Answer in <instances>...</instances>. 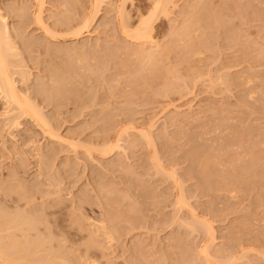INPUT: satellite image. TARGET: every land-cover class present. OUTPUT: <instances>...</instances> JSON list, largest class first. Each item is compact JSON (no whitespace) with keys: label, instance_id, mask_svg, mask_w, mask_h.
<instances>
[{"label":"rangeland","instance_id":"rangeland-1","mask_svg":"<svg viewBox=\"0 0 264 264\" xmlns=\"http://www.w3.org/2000/svg\"><path fill=\"white\" fill-rule=\"evenodd\" d=\"M0 14L45 118L0 91V209L38 218L46 258L264 264V0H0Z\"/></svg>","mask_w":264,"mask_h":264},{"label":"bare ground","instance_id":"bare-ground-1","mask_svg":"<svg viewBox=\"0 0 264 264\" xmlns=\"http://www.w3.org/2000/svg\"><path fill=\"white\" fill-rule=\"evenodd\" d=\"M158 4H160L159 1L157 2V5ZM4 18L5 17L0 16V91L2 92L3 96L6 98V100L8 102L15 104V108L17 106V108L23 110L24 112L29 113V114L30 113L33 114L38 119H42L40 121L43 123V121L45 122V118H42L43 116H41V118H39V112L40 111H38V109L36 108V106L34 104H33L34 107L31 105L32 102L29 103L28 98L26 99V97L22 96V92L19 90L18 86L16 85L15 78L13 76L14 74L12 73L13 71H11L12 70V67H11L12 63H11L10 58H9V48L5 45L7 40H4V38L6 39L8 36L5 34H8V31H9V30L7 31V29H8V28H6L7 26L5 27V25L3 24L5 22ZM143 22H144L143 23L144 28H142L141 32H143V30H144V32L142 34L150 37V35H151L150 34L151 33V31H150L151 30V27H150L151 24L148 21V19L146 21L144 19ZM5 31H6V33H5ZM141 32L138 33L139 37H141ZM3 34L5 37L3 36ZM61 86H63V85H61ZM61 86H59V88ZM57 89L58 88H56V90ZM62 89L60 88L58 90H62ZM26 100H28V101H26ZM38 119H35V120L37 121ZM43 125L48 126L46 124H43ZM52 132H53V130H52ZM47 133L49 134V132H47ZM53 133L51 136H53V135L56 136V133H54V134ZM181 201H182V198H181ZM181 201H180V199L178 200L179 203H181ZM183 202H182V204H184ZM18 206H19V204H18ZM3 209H4V207H3ZM2 210L0 211V264H72L71 262L73 259L70 260L71 258L68 256L70 254L68 252L65 254V251H63L64 253L62 251H59V254H60V252L63 253L60 256V258L62 257L64 260H62V258L60 259L58 254L55 255L56 257L58 256L57 258L61 261H58L57 258L51 259L52 258L51 256H50L51 258L48 256L51 260L45 257V256H47V255H44V253H43L45 251L48 252L49 255H51L50 252L47 251V248L44 246L45 240H43V236H45V235H43L42 237H39L38 235L35 236V234L33 235V233L29 232V228H30V231H34V230H36V228H37V230L40 229V226L37 227L38 224L37 225L35 224V222L38 219L37 217H36L37 219L33 218L35 216L32 215L33 217L31 218V215H30L31 213H27L28 211H26L25 209H24L25 210L24 212H23V209L22 210L20 209V212L18 209L17 212H19V213H17V214H15V212H14V214H10L8 212H7L8 214H6L5 212L7 211V209L5 212H3ZM9 214H10V216H8ZM40 221H42V220H40ZM36 223H38V222H36ZM40 224H41V222H40ZM24 227H26V228H24ZM33 228H34V230H31ZM11 229H12V231L10 232ZM17 229H18L19 233L23 232L26 229L25 231H27V233H25V231H24V235L21 233V236L23 235L22 237H24L26 235V238L25 237L23 238L25 240V242H23L24 240L21 239L22 237L18 236L20 234L16 233ZM19 229L20 230L22 229V231H20ZM5 230L8 231L9 233L8 232L5 233L6 232ZM28 232H29V235H27ZM5 234H8L9 236L11 235L12 240H14L13 237L17 236L18 238L16 237L17 239H15L13 242L12 240L10 241V238L7 235L6 237L11 242V243H9L8 239L7 240L5 239L6 238ZM31 235H33L35 237L33 238V236H31ZM39 235L41 236V234H39ZM20 239H21V242H20ZM207 248H208V246H207ZM207 248H205V249H207ZM208 250H209V248L207 250H205V252L206 251L208 252ZM55 253H57V252H55ZM47 259L49 260L48 263H47V261H48ZM42 261H44V262H42ZM51 261H52V263H50Z\"/></svg>","mask_w":264,"mask_h":264}]
</instances>
